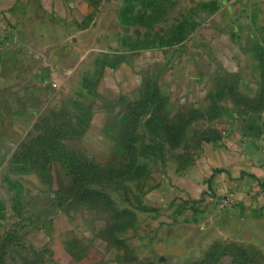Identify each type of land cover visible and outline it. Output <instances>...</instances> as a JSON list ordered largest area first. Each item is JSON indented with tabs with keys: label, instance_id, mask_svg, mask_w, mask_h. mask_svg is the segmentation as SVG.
<instances>
[{
	"label": "crops",
	"instance_id": "1",
	"mask_svg": "<svg viewBox=\"0 0 264 264\" xmlns=\"http://www.w3.org/2000/svg\"><path fill=\"white\" fill-rule=\"evenodd\" d=\"M220 1L230 11L252 8L255 0ZM122 6V0H0V27L17 37L0 49V201L12 200L15 187L25 199L26 191L46 192L50 184H112L115 180L95 175L130 164L127 155L136 151L135 138L149 120L146 132L182 138L176 146L165 141L166 153L189 154L195 147L196 155L189 163L187 155L185 160L167 158L153 186L134 193L132 205L123 206L135 213L129 229H116L84 202L72 204L78 200L73 194L61 206L58 196L47 191L52 199L44 209L50 208L53 217L64 214L75 230L70 239L61 232L72 261L264 264V96H257L264 83L241 82L240 71L205 63L203 72L190 75L200 96L179 98L176 114L169 111L171 100L161 95L163 78H157L154 114L129 112L135 99L127 96L128 80L140 83L144 75L126 62L110 66L111 51L125 52L120 46L124 23L117 11ZM242 23L231 14L216 22L218 28L206 37L215 48L210 55L224 54L220 40L232 41ZM202 53L197 55L207 56ZM182 63L169 74L172 85L174 75L184 71ZM152 68L167 76L165 67ZM226 76L234 81L221 84ZM221 90L225 95L220 96ZM131 121L137 129L127 128ZM178 122L181 131L175 133ZM115 159L119 162L113 165ZM81 170L97 173L89 177ZM229 193L237 200L234 206L212 209L210 196ZM178 205L186 209L176 215ZM6 209L15 215L13 206L6 204ZM190 209L194 214L187 220Z\"/></svg>",
	"mask_w": 264,
	"mask_h": 264
},
{
	"label": "rangeland",
	"instance_id": "2",
	"mask_svg": "<svg viewBox=\"0 0 264 264\" xmlns=\"http://www.w3.org/2000/svg\"><path fill=\"white\" fill-rule=\"evenodd\" d=\"M122 2L123 6L117 11L121 17L120 20L124 23L120 26L125 32L123 39L120 36L122 39L120 46L124 47L125 52L122 56L111 51L110 66L126 62L127 65H134V69L144 75L140 83L133 79L128 80L127 89L130 93L127 96L130 99H135L133 104L128 106L129 112L139 117L154 114L155 111L152 107L158 99L155 96L156 91L158 92L157 78H163V82L160 79L161 95L171 100L169 111L176 114L178 109L174 110L173 108L176 107L175 103L179 98L182 100L183 97L198 98L200 96V93L195 89L198 82L192 81L190 75L193 76L194 73H197L196 70L201 71L202 69L203 72L205 63L212 65V69L217 67L236 69L242 73L240 78L244 76L243 79H240L241 82L246 80V82L263 86L264 0H255L252 8L235 6L230 11L220 0H203V2L201 0H122ZM204 4L205 6H203ZM228 14L233 15L238 21H244V23L236 26L235 34H232V41H226L224 38L220 40V45L217 44L216 47L219 45L218 49H221L224 54L214 57L210 55V52L213 53L215 48L210 47L206 37L210 36L215 28H218L215 26L216 22L220 23ZM223 31L227 32L226 29ZM240 33L243 34L238 35ZM185 37L187 39L182 41ZM115 46L116 42L111 44V50L116 48ZM197 52L200 54L205 52L207 56L202 57L197 55ZM180 62H183L184 71H179L178 77L174 75L176 81L172 85L169 74L172 68ZM154 66L165 67L167 76L161 73L157 74L158 72L154 73L155 69L152 68ZM187 68L190 69L189 73ZM209 81L205 80V84L210 86L212 82ZM233 81L234 79L226 76L221 84H229ZM213 86L216 88L215 84ZM224 93L221 90L220 96L225 95ZM201 95L208 96L207 93ZM257 96H264V91L259 90ZM81 107L85 109V105H81ZM213 112L214 109L209 111L210 114ZM149 125V120L142 123L141 135L135 138L136 151L127 155L130 158L128 166L106 169L98 175L94 170H81L85 171L89 177L96 174L95 176L98 178L101 177L100 180H115L112 184L92 186L73 184L69 187H55L50 184L45 189L46 192H42L44 191L42 190L40 193H34L36 196L26 191L25 199L22 198L21 190L15 187L12 200L0 201V264H76L72 261L70 251L65 249V243H63L66 238L70 239V234L75 230L68 225L69 219L64 217V214L53 217L54 212L50 208L44 209L52 199V196L49 198L47 191L58 196L61 206L69 203L67 198L73 194L77 196L78 200H73L72 204L84 202L88 206L98 209L105 217L104 219H107L116 229L133 228L135 213L123 206L125 204L132 205L130 199L134 198L136 193L146 191L153 186L151 181L154 180L155 175L157 176L162 171L160 166L165 169L164 164L168 163L167 158L181 160L183 157L185 160L187 155L188 159L185 162L189 163L196 155L195 147L190 148L189 154L173 151L166 153L165 141H168L171 146H176L175 144L182 141V138L180 136L165 137L162 135L159 137L152 135V132L156 131L146 132L144 129ZM174 127L175 133L181 131V129H177L179 122ZM127 128L137 129V124L131 121ZM185 140L187 139L184 138ZM78 144H80V139ZM118 160L115 159L113 165L117 164ZM76 173L80 174V170ZM76 173L73 176L77 177ZM110 194L113 199L110 198ZM34 197L38 198L34 199ZM6 204L14 207V216L7 214ZM211 206L212 209L227 210V208H218L216 203H212ZM23 208L25 211L21 215ZM185 209L186 206L178 205L174 210L178 215ZM190 211L191 209L186 212L185 219L187 220L194 214L193 210L191 213ZM37 212H39V216L35 214ZM62 231H64L62 236L66 237L63 240H61ZM66 231L68 232L66 233ZM102 242L104 240L99 243Z\"/></svg>",
	"mask_w": 264,
	"mask_h": 264
},
{
	"label": "built area",
	"instance_id": "3",
	"mask_svg": "<svg viewBox=\"0 0 264 264\" xmlns=\"http://www.w3.org/2000/svg\"><path fill=\"white\" fill-rule=\"evenodd\" d=\"M16 41L17 37L15 35L0 27V49L8 45L10 42L14 43ZM210 197L213 198V201H215L218 208L220 207L229 209L237 203L233 193H229L224 196L214 195Z\"/></svg>",
	"mask_w": 264,
	"mask_h": 264
}]
</instances>
